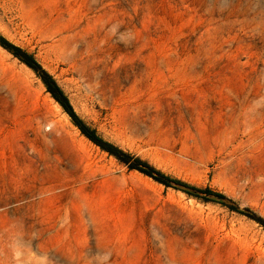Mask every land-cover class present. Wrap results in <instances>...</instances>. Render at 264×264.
<instances>
[{"label": "rangeland", "instance_id": "1", "mask_svg": "<svg viewBox=\"0 0 264 264\" xmlns=\"http://www.w3.org/2000/svg\"><path fill=\"white\" fill-rule=\"evenodd\" d=\"M0 36L179 182L0 44V264H264V0H0Z\"/></svg>", "mask_w": 264, "mask_h": 264}, {"label": "trees", "instance_id": "2", "mask_svg": "<svg viewBox=\"0 0 264 264\" xmlns=\"http://www.w3.org/2000/svg\"><path fill=\"white\" fill-rule=\"evenodd\" d=\"M0 44L9 50L15 57H17L21 62L26 64L29 68H31L37 76L42 80L45 85L47 91L51 94V96L61 105V107L70 115L73 122L79 127L81 132L94 144L99 146L104 151L108 152L110 155L115 156L119 161L124 163L129 167L130 170L136 169L140 172L148 175L153 178L157 182L164 184L167 187H170L173 183H179L175 180L163 175L161 172L155 170L146 162L142 161L139 158L128 154L121 149L115 147L114 145L104 141L101 137L97 136L95 131L89 130V128L78 118L75 114L74 109L70 103L69 98L66 96L62 88L58 85L56 80L49 75L39 64V62L34 58L33 55L27 53L26 51L16 47L9 42H7L4 38L0 36ZM199 193L204 195V199H209L208 197L213 195L222 198L223 195L214 193L210 189L198 190Z\"/></svg>", "mask_w": 264, "mask_h": 264}]
</instances>
